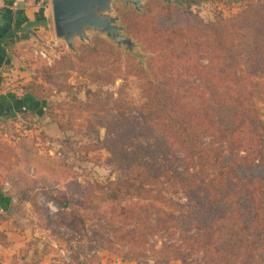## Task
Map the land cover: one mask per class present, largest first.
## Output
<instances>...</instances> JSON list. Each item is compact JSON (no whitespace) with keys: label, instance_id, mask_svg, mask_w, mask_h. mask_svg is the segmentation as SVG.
<instances>
[{"label":"rangeland","instance_id":"374dc122","mask_svg":"<svg viewBox=\"0 0 264 264\" xmlns=\"http://www.w3.org/2000/svg\"><path fill=\"white\" fill-rule=\"evenodd\" d=\"M149 1L155 0H147L140 12L135 11L130 3L113 4L114 15L120 18L123 34L134 44L130 53L92 33L89 34L91 45L76 40L73 51L69 50L56 40L50 0H32L34 8L29 10L30 18L36 22L32 12H37L36 15L42 13L45 23L38 22L29 27L25 40L17 39L11 46L8 66L2 73L11 67L19 75L14 73L11 79L4 80V91L23 94L21 88L35 77L38 69L56 64L63 56L74 55L81 45L92 46L96 37L114 49V55L104 70L112 73L115 80L96 86L89 78L93 68L79 63L73 69L64 65L53 73L43 70L40 85L43 89L35 90L40 96H45L42 105L32 114L0 119V192L9 198L4 204L5 209H0V242H6L5 232H13L21 238L23 245L20 259L15 258L17 264H182L171 259L165 261L163 254L159 253L163 245L168 244L179 246V251L185 256L183 264H206L202 252L193 246L195 229L186 233L189 245L180 246L176 222L168 216L160 217L159 233L139 241L135 221L111 213L110 206L99 200L103 198L101 190L93 191L96 197L92 204L91 194L88 200L85 197L89 190L92 193L95 184L125 180L130 170L137 167V161L131 160L132 166H127L123 159L115 160L105 145L106 140L116 142L123 134L120 142L124 143L127 153L133 152L137 144L148 142L153 146V138L137 136V133L144 136L146 132L145 128L137 126L140 121L137 109L148 98L143 88L144 81L132 73L131 64H138L146 73L154 72L156 75L164 69L170 70L167 80L162 81L166 87L160 98L176 99L183 111H186L184 106H190L202 115L209 107L204 101L211 99L203 90L205 80L200 74H187V69L192 67L184 56L181 65L160 67L159 59L151 50V20L137 19V15L144 17ZM157 1L168 7L164 14L170 17L171 49L178 54H181V46L177 39L193 40L197 46L203 43L199 39L198 22L214 21L218 15H235L244 8V3L227 7L220 0H181L176 4ZM130 12L135 15L128 19L132 28L128 31L123 16ZM40 50L51 59L50 65L36 55ZM128 57L134 62H128ZM196 57L199 60L196 58L194 62L199 68L206 66L207 61L202 60L199 49ZM165 58L173 60L170 53ZM159 82L161 77L158 76L156 83ZM49 113L57 114L64 131L50 122ZM11 138L19 142L17 147L7 143ZM202 141L208 147H226L209 135H203ZM128 155L137 158L135 154ZM158 180L162 184L157 191L171 200V207L189 210L194 206L187 199V194L171 187L163 175ZM157 191L154 189L153 193ZM65 203H69L66 209L62 207ZM80 203L84 205L81 218L89 217L84 224L75 221L72 215L73 207ZM134 203L135 200L129 201L130 205L137 207Z\"/></svg>","mask_w":264,"mask_h":264},{"label":"trees","instance_id":"16d2710c","mask_svg":"<svg viewBox=\"0 0 264 264\" xmlns=\"http://www.w3.org/2000/svg\"><path fill=\"white\" fill-rule=\"evenodd\" d=\"M220 1L227 7L244 3V8L235 15H218L214 21L198 22L199 39L203 43L197 46L193 40L177 39L181 54L171 49L170 17L164 14L168 7L157 0L149 1L144 17L137 15V19L151 20V50L159 59L160 67L181 65L184 56L192 67L187 69V74H200L204 78L203 90L211 98L204 100L208 102L209 111L201 115L190 106H184L186 111H183L176 99L160 98L166 87L162 81L167 80L170 70L164 69L156 75L146 73L138 64H131L132 73L144 81L148 98L137 109L140 119L137 126L145 128L148 136L139 133L137 136L153 138V146L148 142L137 144L133 152L127 153L124 143L120 142L123 134L116 142L106 140L105 145L115 160L123 159L127 166L137 161V167L130 170L125 180L95 184L92 193L89 190L85 197L88 200L91 194L92 204L96 197L93 191L101 190L103 198L99 200L110 206L111 213L135 221L139 241L159 233L158 219L168 216L177 224L180 246L189 245L186 233L195 229L193 246L202 252L206 264H264V0ZM131 15L135 14L130 12L123 16L128 31L132 30L128 21ZM35 21H26L25 26L45 23L42 13L36 15ZM20 31L23 30L9 31L0 37V48L3 46L10 51L15 40H24L25 35L19 36ZM197 49L202 60L207 61L204 67L199 68L194 62L196 58L199 60ZM113 51L110 44L96 37L92 46L81 45L74 55L63 56L56 64L38 69L35 77L21 88L23 94L11 91L0 94V119L32 114L42 105L45 96L35 90L43 89L40 86L43 70L53 73L64 65L73 69L79 63L93 68L89 78L94 85L112 83L115 76L104 68L111 61ZM168 53L173 60L165 58ZM127 61L134 62L130 57ZM158 76L161 82L157 84ZM78 104L82 105L80 101ZM47 116L64 131L57 114ZM203 135L214 137L226 147L204 145ZM7 143L14 147L19 145L14 138ZM128 154H135L137 158ZM161 175L171 187L187 194L190 203H194L191 209L176 210L171 207L170 199L159 194ZM154 189L158 194L153 193ZM8 199L0 192V209H5ZM131 200H135L137 207L129 204ZM68 205L65 203L62 207L66 209ZM83 206L80 203L72 211L73 219L81 224L89 220L86 215L81 218ZM159 253L165 261L184 263L185 256L179 246L163 245Z\"/></svg>","mask_w":264,"mask_h":264},{"label":"water","instance_id":"95a60500","mask_svg":"<svg viewBox=\"0 0 264 264\" xmlns=\"http://www.w3.org/2000/svg\"><path fill=\"white\" fill-rule=\"evenodd\" d=\"M176 4L181 0H162ZM147 0H50L52 24L56 40L73 51L74 42L91 45L89 34L113 42L132 52L134 44L123 34L120 18L114 15L113 4H131L140 12Z\"/></svg>","mask_w":264,"mask_h":264},{"label":"crops","instance_id":"0c3cea01","mask_svg":"<svg viewBox=\"0 0 264 264\" xmlns=\"http://www.w3.org/2000/svg\"><path fill=\"white\" fill-rule=\"evenodd\" d=\"M33 8L32 0H0V37L14 30H23L20 31L19 36H21V34L26 35V32L29 30V27L25 26L26 21L34 22L29 15V10H33ZM36 13L32 12V15L35 17ZM23 18H25L26 21H23ZM14 43H16V41H14ZM0 54L2 55H0V58L2 57L0 62V94H3L6 93V91H4L5 87L2 88L4 80L11 79L14 73L19 75V72L13 71V69L9 67L7 71L2 73L3 68L8 66L6 64L10 57L9 51L3 46L0 48ZM7 56L9 59H7ZM4 235L7 236V240L5 243L0 242V264H17L15 258H18V260L20 259L21 256L19 253L22 251L23 242L20 240L21 238L16 237L17 235L13 232H5Z\"/></svg>","mask_w":264,"mask_h":264},{"label":"built area","instance_id":"2783aa9c","mask_svg":"<svg viewBox=\"0 0 264 264\" xmlns=\"http://www.w3.org/2000/svg\"><path fill=\"white\" fill-rule=\"evenodd\" d=\"M36 55H38L43 60H45L46 64H49V65L51 64V59L48 58L47 54L43 50L36 52Z\"/></svg>","mask_w":264,"mask_h":264}]
</instances>
